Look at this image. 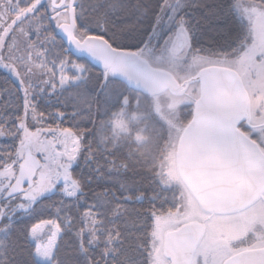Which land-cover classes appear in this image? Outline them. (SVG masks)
Listing matches in <instances>:
<instances>
[{
  "label": "snow or ice",
  "instance_id": "1",
  "mask_svg": "<svg viewBox=\"0 0 264 264\" xmlns=\"http://www.w3.org/2000/svg\"><path fill=\"white\" fill-rule=\"evenodd\" d=\"M0 264H264V0H0Z\"/></svg>",
  "mask_w": 264,
  "mask_h": 264
}]
</instances>
